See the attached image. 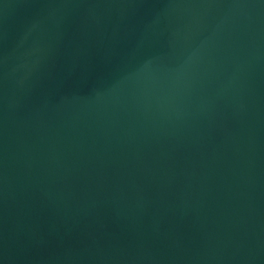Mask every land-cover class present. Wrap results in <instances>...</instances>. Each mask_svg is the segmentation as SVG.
Returning a JSON list of instances; mask_svg holds the SVG:
<instances>
[{
  "label": "water",
  "instance_id": "95a60500",
  "mask_svg": "<svg viewBox=\"0 0 264 264\" xmlns=\"http://www.w3.org/2000/svg\"><path fill=\"white\" fill-rule=\"evenodd\" d=\"M0 264H264V0H0Z\"/></svg>",
  "mask_w": 264,
  "mask_h": 264
}]
</instances>
